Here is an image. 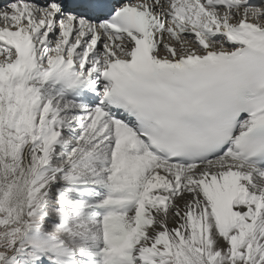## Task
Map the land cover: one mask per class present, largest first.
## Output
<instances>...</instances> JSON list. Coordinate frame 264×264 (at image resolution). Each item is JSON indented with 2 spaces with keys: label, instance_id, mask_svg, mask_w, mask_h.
<instances>
[{
  "label": "snow or ice",
  "instance_id": "1",
  "mask_svg": "<svg viewBox=\"0 0 264 264\" xmlns=\"http://www.w3.org/2000/svg\"><path fill=\"white\" fill-rule=\"evenodd\" d=\"M0 264H264V0L0 4Z\"/></svg>",
  "mask_w": 264,
  "mask_h": 264
}]
</instances>
